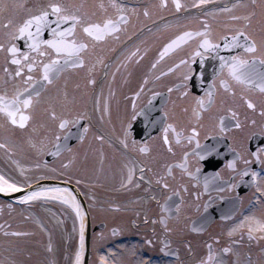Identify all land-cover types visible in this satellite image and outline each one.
<instances>
[{"label":"flooded vegetation","instance_id":"flooded-vegetation-1","mask_svg":"<svg viewBox=\"0 0 264 264\" xmlns=\"http://www.w3.org/2000/svg\"><path fill=\"white\" fill-rule=\"evenodd\" d=\"M0 44V264H69L76 234L78 264L80 200L89 264L258 248L264 0H0Z\"/></svg>","mask_w":264,"mask_h":264},{"label":"rangeland","instance_id":"rangeland-1","mask_svg":"<svg viewBox=\"0 0 264 264\" xmlns=\"http://www.w3.org/2000/svg\"><path fill=\"white\" fill-rule=\"evenodd\" d=\"M264 180V177L263 179ZM261 195H263L260 199L259 202V210L258 213H255L252 215V218L250 217V222L253 220L255 222V227L258 228V232H253L257 234L256 236L258 237L259 241V246L258 248H253L251 246V241H248L249 245L246 247H242L238 249V253H233L231 255H227L222 257V261L219 263L215 264H264V189L262 190ZM107 219V220H105ZM105 219H98L100 221H106V222H111L113 223L114 219L113 218H105ZM115 222V221H114ZM230 228H235L234 230H238L236 228V225H230ZM251 228H247L244 231H248L249 233L251 232ZM78 239L79 236L76 234L75 240H74V248L75 250L73 251V255L70 256L69 259V264L74 262L76 259V248L78 246ZM94 253L96 254L95 256L99 259L104 260L105 262L108 261V254H109V244L107 242L97 244V246L94 249ZM131 257L130 261H132L133 264H137L139 262V258L136 260L138 252H130Z\"/></svg>","mask_w":264,"mask_h":264},{"label":"bare ground","instance_id":"bare-ground-1","mask_svg":"<svg viewBox=\"0 0 264 264\" xmlns=\"http://www.w3.org/2000/svg\"><path fill=\"white\" fill-rule=\"evenodd\" d=\"M0 187H3L5 189H7L6 191H0V192H7V193H16L21 191V189L17 186L13 187V185H2L0 184ZM59 188L57 187H42L39 188L37 190H34L33 192L29 193L26 195V199L28 200H33V199H42V198H57L59 197ZM35 195H32V194ZM72 208L74 210V212L77 214L78 210H77V203L75 202V200L73 201L72 204ZM84 229V228H82ZM84 233V231H83ZM77 263L81 264L82 263V253H80V255L77 257Z\"/></svg>","mask_w":264,"mask_h":264},{"label":"water","instance_id":"water-1","mask_svg":"<svg viewBox=\"0 0 264 264\" xmlns=\"http://www.w3.org/2000/svg\"><path fill=\"white\" fill-rule=\"evenodd\" d=\"M44 18H42L43 20ZM38 22V21H35ZM50 186V184L46 183H40V184H36L30 188H28L27 190H25L26 193H29L33 190H37L41 187L44 186ZM58 185V183H57ZM80 205H81V210L84 211V218L83 220H81L83 222V227H84V234L82 235L83 239H82V247H83V264H88L89 263V251H90V239H91V230H90V220H89V216L86 210V206H85V202L80 200ZM211 222V221H210ZM99 228H102V226H100ZM100 264H102L100 262Z\"/></svg>","mask_w":264,"mask_h":264},{"label":"snow or ice","instance_id":"snow-or-ice-1","mask_svg":"<svg viewBox=\"0 0 264 264\" xmlns=\"http://www.w3.org/2000/svg\"><path fill=\"white\" fill-rule=\"evenodd\" d=\"M177 6H179V4H177ZM51 7H52L53 9H55L57 12H60V10H61V7H60L59 4H53V5H51ZM42 16L46 17V16H47V13H46V12H45V13H42ZM40 18H41V17H34L33 19L39 20ZM62 19H73V20H78L79 17H77V16H65V17H62ZM29 23H31V21H29ZM109 24H111V21H109ZM27 27H28V25L26 24L23 28H21V29H20L21 33H23V32L27 29ZM92 27H98V26H96V25L89 26V28H92ZM88 30H89V29H87V28L85 29V31H88ZM249 39H251V38L249 37ZM46 43H52V41H46ZM207 43H208L207 40H205V44H207ZM54 46H56V45H54ZM2 47H3V45L0 44V48H2ZM250 47H255V42H254V41L252 42V44H251ZM57 50H58V51L60 50L59 47H57ZM10 51L13 52V53H15V52L17 51V48L15 47V45L12 46V48L10 49ZM14 59H16L15 56H14ZM16 62L19 63V60L17 59ZM239 63H240V64H243V63H246V62H245V61H240ZM21 70H22V69H21ZM233 70H234V75H235V65H233ZM45 78H47V66H46ZM239 78H240V77L237 76V79H239ZM5 110L7 111V109H5ZM10 115L13 116V122H17V121L15 120V116H14V114L10 113ZM19 122H20V123H23V121H19ZM62 126H63V125H62ZM13 187H15V185H13ZM6 190H7V189H5V188H3V187H0V191H6ZM32 195H35V194L33 193ZM77 210L79 211V209H78V205H77ZM81 239H83V237H81ZM225 251H227V249H225Z\"/></svg>","mask_w":264,"mask_h":264}]
</instances>
